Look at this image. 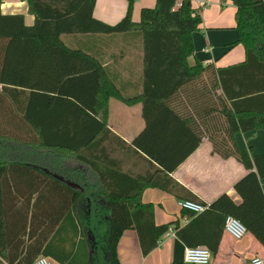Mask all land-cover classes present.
<instances>
[{
  "label": "trees",
  "instance_id": "16d2710c",
  "mask_svg": "<svg viewBox=\"0 0 264 264\" xmlns=\"http://www.w3.org/2000/svg\"><path fill=\"white\" fill-rule=\"evenodd\" d=\"M24 1L30 25L23 14L0 10V81L11 42L48 37L64 54L91 64L99 83L94 114L68 96L0 85V264H34L41 254L60 264H119L117 243L128 228L137 231L146 255L169 225L155 224L151 205L139 196L147 186L169 189L170 180L159 173L175 169L204 136L213 152L246 168L233 185L241 201L222 193L203 211H189L186 225L173 221L175 234L187 246L215 252L225 217L232 215L264 246V152L251 154L235 139L237 132L264 130V0H232L238 37L226 49L241 44L245 60L224 68L188 62L201 23L202 7L193 0H156L141 8L138 20L131 15L134 0H127L114 24L93 16L95 0ZM105 36H120L121 52L108 51ZM128 45L141 64L133 92L111 74ZM110 98L142 105L145 126L129 144L107 126ZM172 123L194 136L178 156L161 146ZM26 145L66 151L80 164L51 158L54 168L45 170L25 160ZM119 150L142 151L160 172L124 169L114 155ZM91 195L100 199L88 202ZM206 220L214 227L207 235L200 229Z\"/></svg>",
  "mask_w": 264,
  "mask_h": 264
},
{
  "label": "crops",
  "instance_id": "0c3cea01",
  "mask_svg": "<svg viewBox=\"0 0 264 264\" xmlns=\"http://www.w3.org/2000/svg\"><path fill=\"white\" fill-rule=\"evenodd\" d=\"M203 2L205 5L201 10V23L199 29L193 33L194 55L188 58V62L213 63L218 68L243 62L245 50L241 44L226 49V44L238 37L234 28L236 8L232 0ZM127 3V0H95L93 16L114 24L125 15ZM155 3L156 0H134L132 18L138 20L141 8L152 7ZM192 5L199 6L195 0ZM0 10L3 14L21 13L26 24L33 23V15L28 13V4L24 0H3ZM105 39L109 41L108 51L114 49L121 52L120 36H105ZM123 53L124 57H118V62L112 68V78L126 91H137L141 71L138 51L128 45L124 47ZM7 57L9 62L2 70L1 86L68 96L94 114L99 79L91 64L64 54L48 37L11 42ZM107 126L126 144L131 143L145 126L141 103L129 106L116 98H110ZM176 126L172 123L170 134L163 136V140L168 143H162L161 146H166L165 152L170 155L178 156L186 150L194 136L185 127L176 131ZM235 139L240 149L249 150L251 154L264 152V130L237 132ZM25 148V160L38 162L45 170L54 168L51 158L63 159L71 156L66 151L44 146L26 145ZM114 155L124 160L126 170L130 169L137 174L149 172L153 175L160 172L156 166L148 165L145 159L147 155L142 151L129 154L119 150ZM70 161L80 164L73 158ZM246 172V168L236 158H223L213 152L211 142L206 136L202 137L197 147L175 169L159 173L162 181L167 178L170 180L169 189L147 186L139 196L142 203L151 205L155 224H167L168 230L159 238L157 246L144 255L137 231L133 228L125 229L117 243L119 264H186L184 250L187 245L175 234V225L172 222L176 220L179 227L186 225L191 220V212L179 207L178 200H191L207 206L222 193H227L234 202L239 203L241 198L233 185ZM261 186L264 191V178L261 179ZM95 196L91 195L87 201L100 199ZM201 223L200 229L206 235L207 230L214 228L207 220ZM254 255L264 260V246L254 235L246 232L243 237L235 239L223 231L217 251L211 252L209 264H245ZM54 263L60 264L55 261Z\"/></svg>",
  "mask_w": 264,
  "mask_h": 264
},
{
  "label": "built area",
  "instance_id": "2783aa9c",
  "mask_svg": "<svg viewBox=\"0 0 264 264\" xmlns=\"http://www.w3.org/2000/svg\"><path fill=\"white\" fill-rule=\"evenodd\" d=\"M198 7L205 5L203 0H195ZM177 204L182 209L199 213L206 209V205L191 200H178ZM224 231L235 239L243 237L247 230L245 226L234 216L227 215L224 220ZM211 260V251L204 246H187L184 250V262L187 264H209ZM34 264H55L54 261L45 256L39 255ZM245 264H264V260L258 256H252Z\"/></svg>",
  "mask_w": 264,
  "mask_h": 264
},
{
  "label": "rangeland",
  "instance_id": "374dc122",
  "mask_svg": "<svg viewBox=\"0 0 264 264\" xmlns=\"http://www.w3.org/2000/svg\"><path fill=\"white\" fill-rule=\"evenodd\" d=\"M72 158H73V155L69 156V157H68V160H70V159H72Z\"/></svg>",
  "mask_w": 264,
  "mask_h": 264
}]
</instances>
